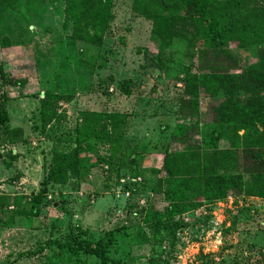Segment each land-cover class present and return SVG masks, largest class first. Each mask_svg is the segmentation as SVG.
I'll return each instance as SVG.
<instances>
[{"label": "rangeland", "instance_id": "1", "mask_svg": "<svg viewBox=\"0 0 264 264\" xmlns=\"http://www.w3.org/2000/svg\"><path fill=\"white\" fill-rule=\"evenodd\" d=\"M95 1L0 0V264L261 263L264 196L187 197L188 211L221 209L219 249L195 225L176 228L181 213L165 219L164 229L144 215L170 202L167 172L158 171L167 152L194 175L197 160L212 151L206 140L224 99L213 70L264 64V39L246 29L253 10L264 13V0H163L166 7L161 0H106L100 17ZM216 23L232 27L219 41ZM222 48L237 64L218 53ZM192 75L205 84L193 86ZM88 112L118 116L116 124L103 119L107 136L84 146L90 174L45 185L54 148L76 144ZM137 145L142 154L133 162ZM218 148H232L229 139L221 137ZM135 172L140 186L121 180ZM112 230L106 263L75 252L80 239Z\"/></svg>", "mask_w": 264, "mask_h": 264}, {"label": "trees", "instance_id": "2", "mask_svg": "<svg viewBox=\"0 0 264 264\" xmlns=\"http://www.w3.org/2000/svg\"><path fill=\"white\" fill-rule=\"evenodd\" d=\"M98 1L96 0L94 4L97 6V16L100 17L101 13H106L103 8L108 7V2L105 0L102 4ZM160 3L165 7L168 6V3L163 0ZM251 14L254 17L247 21L246 29L251 31L253 37L264 39V13L253 10ZM211 22L210 24H213L212 20ZM212 28L218 41L223 39L226 31L232 29L231 26L224 27V25H221L219 29L217 23ZM220 52L227 60L237 64L238 60L229 49L222 48L218 53ZM212 53L216 54L214 50ZM262 54L264 55V49ZM213 71L215 72L213 77L216 80L214 84L221 89L224 99L217 107L219 122L206 140L208 145L212 146V151H207L202 161L197 160L194 165L196 166L194 175L184 170L182 166L185 163L183 165L180 162L179 155H173L172 152L166 153L164 166L158 171L163 172L164 169L167 172L163 183L170 202L163 209L151 210L144 215L145 223L152 224L158 229L169 228L165 224V219L174 218L176 214L190 210L191 203L187 197L191 199L199 195L211 202L229 194L249 193L264 196V64L261 62L257 65L250 64L240 72ZM191 78L193 86L196 87L199 84H205L204 81H206V78L202 76L192 75ZM187 92L196 93L192 89H187ZM242 94L245 95V99L240 98ZM191 103L194 105L193 102ZM46 105L45 100L44 107ZM87 115V123L82 126V132L75 139L76 144L69 150L61 147L54 148L52 162L45 176V185L51 182L66 183L70 177H83L90 174L92 166L85 163L82 158L84 146L90 144L93 139H101L104 134L107 136L108 124L104 123L103 119H113L112 122L116 124L118 116L107 112H88ZM241 130L243 133H240ZM224 136L229 139L232 148L225 150L218 148L219 140ZM116 151L118 147L113 150V153L116 154ZM140 152L138 145L135 146L132 151L133 162L142 154ZM181 168L183 173H180ZM135 175H141V173L135 172ZM142 182L143 179L134 186L138 187V184L140 186ZM190 186H192L191 194L188 190ZM39 202L40 199H37L35 206L31 209V214L38 213ZM180 225L179 221L175 222L176 228ZM114 236L115 233L112 230L96 240L80 239L73 245L74 250L96 255L106 263L111 259L108 249L113 243ZM261 253L260 256L263 259L259 264H264V249Z\"/></svg>", "mask_w": 264, "mask_h": 264}, {"label": "built area", "instance_id": "3", "mask_svg": "<svg viewBox=\"0 0 264 264\" xmlns=\"http://www.w3.org/2000/svg\"><path fill=\"white\" fill-rule=\"evenodd\" d=\"M130 177V182L133 184L139 183L142 181L141 175H125L122 177V181L126 183L127 179ZM126 197L129 198L131 195V190H129V187H127V192L125 193ZM232 199V198H231ZM262 199L261 207L264 209V198ZM219 206L221 205L218 202ZM221 209L217 208L215 209L214 206H200L197 209L191 210V211H185L181 213L178 216V221L182 224V226H186V230H188L191 225H195L196 227H199L203 233H208L209 235H213L215 238V246L214 248H218V245L222 243V238L224 236V224H225V218L223 215H221ZM255 211L253 210V213ZM264 224V221H262Z\"/></svg>", "mask_w": 264, "mask_h": 264}]
</instances>
